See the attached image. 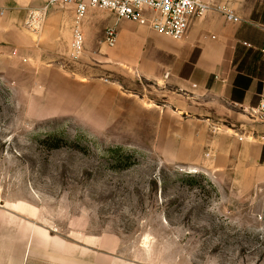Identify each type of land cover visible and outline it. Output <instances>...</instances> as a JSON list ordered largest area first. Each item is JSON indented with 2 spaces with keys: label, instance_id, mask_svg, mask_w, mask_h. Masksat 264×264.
Segmentation results:
<instances>
[{
  "label": "crops",
  "instance_id": "0c3cea01",
  "mask_svg": "<svg viewBox=\"0 0 264 264\" xmlns=\"http://www.w3.org/2000/svg\"><path fill=\"white\" fill-rule=\"evenodd\" d=\"M46 1L0 0V75L23 85L39 112L97 129L116 112L154 113L153 150L166 162L215 178L234 175L244 188L264 187V0H204L211 9L180 41L121 20L115 47L101 37L116 16L89 10L83 34L94 31L107 49L99 67L80 74L45 61V45L56 49L65 27L60 7L49 11L41 33L25 26L28 9ZM218 7L233 10L241 22L227 21ZM63 8L76 18L74 8ZM103 19L109 20L105 29ZM112 76L153 83L164 99L131 94ZM106 249L102 237L63 238L24 222L23 206L0 207V264H109Z\"/></svg>",
  "mask_w": 264,
  "mask_h": 264
},
{
  "label": "rangeland",
  "instance_id": "374dc122",
  "mask_svg": "<svg viewBox=\"0 0 264 264\" xmlns=\"http://www.w3.org/2000/svg\"><path fill=\"white\" fill-rule=\"evenodd\" d=\"M56 10L65 27L45 61L79 74L99 67L106 45L91 31L71 60L76 18ZM110 79L164 99L153 83ZM156 122L149 112H116L105 129L48 118L0 75V207L23 206L24 222L63 238L102 237L109 264H264V187L166 162L153 150Z\"/></svg>",
  "mask_w": 264,
  "mask_h": 264
},
{
  "label": "built area",
  "instance_id": "2783aa9c",
  "mask_svg": "<svg viewBox=\"0 0 264 264\" xmlns=\"http://www.w3.org/2000/svg\"><path fill=\"white\" fill-rule=\"evenodd\" d=\"M54 7H72L76 12L70 45L71 60L79 59L84 52L85 36L81 29V20L89 10H105L116 16V24L105 32V44L115 47L116 26L121 20L132 21L165 37L180 41L186 37L192 23L204 17L211 9L204 0H47L40 8L28 9L25 26L34 33H41L49 11ZM217 9L227 21L241 22L233 10L225 7ZM261 52L264 54V45ZM259 111L264 114V99L260 102ZM262 140L264 141V137Z\"/></svg>",
  "mask_w": 264,
  "mask_h": 264
}]
</instances>
